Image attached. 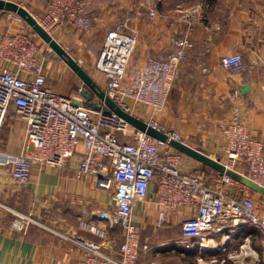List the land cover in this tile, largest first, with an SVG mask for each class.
Here are the masks:
<instances>
[{
    "label": "built area",
    "instance_id": "built-area-1",
    "mask_svg": "<svg viewBox=\"0 0 264 264\" xmlns=\"http://www.w3.org/2000/svg\"><path fill=\"white\" fill-rule=\"evenodd\" d=\"M160 1H141L149 17L157 15ZM19 4L25 7L24 2ZM86 10L83 0H46L43 12L35 20L51 36L65 26L78 34H90L93 20ZM6 13L19 26L0 33V126L12 106L23 120L24 129L19 152L0 154V164L11 165V176L18 184L29 180L34 165L50 166L72 169L75 178L94 179L100 188L114 193V208L97 217L106 220L111 228L119 226L122 240L115 252L107 253L104 241L96 242L79 235L69 237V242L81 252L80 264H141L139 252L146 251L148 246L140 242L133 209L137 202L147 198L150 188L158 207L156 227L164 222L168 212L192 210V214L179 222L183 240H197L199 245L204 240L216 241L214 238L221 235L219 243L211 244L220 253L225 251L228 235L245 226L264 236V216L256 212L251 196L242 194V185L230 176L220 174L208 185L199 172L181 170L182 153L137 130L109 111L98 98L93 105L86 106L81 95L54 93L46 84L44 56L36 34L16 14ZM177 20L185 23L186 28L182 36L170 39L173 50L164 58L147 56L130 72V60L138 41L130 19H118L105 35L95 62V70L103 77V83L95 82L124 112L135 116L137 106L149 108L152 113L163 111L179 65L192 46L190 36L195 25L208 26L207 15L195 9L180 10ZM220 64L231 72L244 69L238 53L223 55ZM239 95L235 90L231 100L235 102ZM143 121L169 138L184 142L174 128L159 120ZM218 126L225 141V160L221 162L237 171L246 165L245 175L264 187V139L252 136L236 104ZM80 144L83 146L81 157L72 167L68 160ZM26 217L14 220L13 226L19 230L25 228L32 220ZM80 225L82 230L105 240L106 228L88 222ZM251 251L254 250L246 240L240 255L227 258L240 260L242 257V264H257V253L254 251L253 255ZM201 252L209 253V250Z\"/></svg>",
    "mask_w": 264,
    "mask_h": 264
},
{
    "label": "crops",
    "instance_id": "crops-1",
    "mask_svg": "<svg viewBox=\"0 0 264 264\" xmlns=\"http://www.w3.org/2000/svg\"><path fill=\"white\" fill-rule=\"evenodd\" d=\"M24 1L34 12L41 13L45 8L46 0ZM141 1L83 0L93 20L91 36L95 41L69 26L57 30L52 37L101 84L103 77L95 70V62L105 35L118 19L129 18L131 26L137 30L138 41L130 60V72L147 56L164 58L173 50L170 39L182 36L186 28L185 23L177 20L180 10L195 9L204 13L208 17L207 28L195 25L190 36L192 46L179 65L166 105L162 112L152 114L174 128L184 143L220 161L225 160V141L218 125L231 113L234 104L240 108L241 120L252 136L264 139V0H161L155 17L148 16ZM17 26L19 23L10 20L6 12H0V33ZM232 53L241 56L243 70L231 72L220 64L223 55ZM46 56L42 65L47 86L59 95L75 94L83 85L79 78L59 57ZM235 90L240 95L233 102L231 95ZM148 113L149 108L144 106L135 110V116L142 120ZM23 129V120L11 106L0 126V154L19 152ZM119 137L124 139L121 134ZM82 151L80 144L68 165L73 167ZM180 168L199 172L208 185L220 175L184 154ZM239 172L245 174L246 165L243 164ZM238 189L239 186L236 191ZM243 193L249 194L253 202L257 195L264 204V195L242 185ZM152 194L150 188L147 198L137 202L133 209L140 242L148 245L146 251L139 252L141 264H160L156 261L157 252L182 239L179 222L192 214L191 209L168 212L164 222L156 227L158 207ZM254 205L256 212L264 216V209L260 211L255 202ZM113 208L112 190L100 188L94 179L75 178L72 169L34 165L29 180L18 184L11 176V165L0 164V264H80L81 252L68 240L74 235L104 241L107 248L104 251L115 252L122 240V231L109 227L106 220L97 217ZM26 216L39 221L31 220L20 230L13 226L14 220H25ZM81 222L106 228L105 240L82 230ZM156 234L158 238L154 239ZM241 236L245 242L257 237L263 239L251 226H245L228 235L225 247L231 248L233 241ZM215 240L219 243L221 235ZM253 248L260 250L264 260V240ZM239 263L242 264V257Z\"/></svg>",
    "mask_w": 264,
    "mask_h": 264
},
{
    "label": "water",
    "instance_id": "water-1",
    "mask_svg": "<svg viewBox=\"0 0 264 264\" xmlns=\"http://www.w3.org/2000/svg\"><path fill=\"white\" fill-rule=\"evenodd\" d=\"M0 11L12 12L20 17L32 31L47 45V47L59 57L80 79L83 87L80 88L81 96L88 101L91 97V92L101 100L108 108L109 111L114 112L118 116L126 120L131 126L139 131L145 132L154 139L166 142L170 147L179 151L180 153L189 156L201 164L211 168L219 174H225L230 176L232 179L245 186L252 192L260 195H264V187L258 185L252 179L241 172L226 167L218 158H213L205 153L191 147L190 145L176 141L169 138L165 133L147 125L140 118L131 115L121 110L116 103L109 98L105 92L99 87L95 80L82 68L78 61H76L67 51L61 46L56 39H54L48 32H46L35 20V18L28 12V10L20 5L19 3L10 0H0ZM97 106H93V109H97Z\"/></svg>",
    "mask_w": 264,
    "mask_h": 264
},
{
    "label": "rangeland",
    "instance_id": "rangeland-1",
    "mask_svg": "<svg viewBox=\"0 0 264 264\" xmlns=\"http://www.w3.org/2000/svg\"><path fill=\"white\" fill-rule=\"evenodd\" d=\"M21 2H23V1H21ZM21 2H19V3H21ZM25 3L26 2L24 1L25 8L28 10V12L34 18L40 16V14L42 12L41 13L40 12H34ZM23 23H24V21H23ZM24 24H26V23H24ZM88 35L90 36L89 37L90 40L95 41L94 40L95 37L91 36V33ZM36 38L38 40V44L40 45V50L42 51L45 58H47L46 55H49V54L55 55L52 51L51 52L48 51L49 48L47 47V45L37 35H36ZM102 80L100 82L103 83ZM138 107H140V106H137L134 109L137 110ZM13 113H14V111H13ZM150 118L159 120L157 116H154V114H152L151 110H149V113L144 116V119H146V120H149ZM254 196H255L254 202H255L256 206L258 207V210L261 211L262 209H264V204H262V202L260 201V199L257 195H254ZM31 219L33 220V218H31ZM33 221L38 222L39 220L35 219ZM116 228L119 231L121 230L119 226L118 227L115 226L113 229H116ZM156 238H158L157 234L154 237V239H156ZM177 240H175L176 243L167 244L166 247H164L166 249H164L162 251L160 250L161 252H157L159 254V256L156 255V256H158V259H156L157 262H159L160 264H240L239 263L240 260L237 257L231 258V259H228L227 257L229 255H231V256L240 255V248L243 244H245V241L243 240V238L241 236L237 240L233 241V245L231 246V248L225 247L224 252L222 251L220 253H217L215 249L211 248V249H208L209 250V253H208V252H201V249L198 245L197 240L196 241L195 240H182V239H177ZM263 240H264V236H263V239L261 237L260 238L257 237L256 239H250L248 242L250 248L257 252V256L259 259V262H257V264H264V261L262 260L261 253L259 252L260 250L257 251L253 247L257 244H261ZM154 244H156V243H154ZM214 252H216V253H214ZM239 257H241V256H239ZM223 259L225 260L224 263L221 262V260H223Z\"/></svg>",
    "mask_w": 264,
    "mask_h": 264
},
{
    "label": "trees",
    "instance_id": "trees-1",
    "mask_svg": "<svg viewBox=\"0 0 264 264\" xmlns=\"http://www.w3.org/2000/svg\"><path fill=\"white\" fill-rule=\"evenodd\" d=\"M45 6H46V3H45ZM0 12H2V11H0ZM89 45H90V43H89ZM101 46H102V44H101ZM100 49H101V47H100ZM100 49H99V50H100ZM99 52H100V51H99ZM79 80H80V79H79ZM80 82H81V81H80ZM81 83H82V82H81ZM81 87H83V85H82ZM81 87H80V88H81ZM74 93H75V94H73V95H81L79 89H76ZM69 96H72V95H69ZM96 100H97V97L95 96V94H93V93L91 92V97H90V99H89L88 101L85 100V105H86V106H91V105H93V103H95ZM164 249H166V248H162V250H164ZM160 250H161V249H160Z\"/></svg>",
    "mask_w": 264,
    "mask_h": 264
},
{
    "label": "bare ground",
    "instance_id": "bare-ground-1",
    "mask_svg": "<svg viewBox=\"0 0 264 264\" xmlns=\"http://www.w3.org/2000/svg\"><path fill=\"white\" fill-rule=\"evenodd\" d=\"M211 242H213V243H211ZM215 243H216V241H212V240L211 241H207V240H204L199 245H201V251H207L208 249H211V244H215ZM212 249H214V247H212ZM251 253L253 255H255V252L254 251H251ZM242 263H243V260H242Z\"/></svg>",
    "mask_w": 264,
    "mask_h": 264
}]
</instances>
